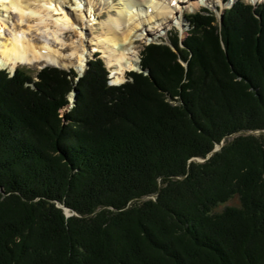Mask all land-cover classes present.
Here are the masks:
<instances>
[{"label": "trees", "instance_id": "16d2710c", "mask_svg": "<svg viewBox=\"0 0 264 264\" xmlns=\"http://www.w3.org/2000/svg\"><path fill=\"white\" fill-rule=\"evenodd\" d=\"M186 17L119 86L0 71V264H264V4Z\"/></svg>", "mask_w": 264, "mask_h": 264}, {"label": "bare ground", "instance_id": "6f19581e", "mask_svg": "<svg viewBox=\"0 0 264 264\" xmlns=\"http://www.w3.org/2000/svg\"><path fill=\"white\" fill-rule=\"evenodd\" d=\"M43 1L49 3L52 0ZM103 1L106 0H90V3L95 11L102 3L109 12L117 10V16H110V18L103 23L102 27L105 31V38L103 43H99L102 45L101 49L108 53L110 61L115 63H109V66H115V68H113L114 76L117 77L116 83L123 81L127 72L131 70L139 71L141 66V64H139L140 54L136 53L135 44L137 45L138 41L144 39L145 36H149L150 32H148L149 30L145 26L146 23L158 26L161 22L174 17V9L176 7H180L179 9H181L184 6L182 4L185 2L195 4L196 6L200 4L199 0ZM203 1L209 5H218L222 0ZM37 2H40V0H0V6H2L4 13H9L13 10L19 13V20L21 22L29 21L27 30L21 25H13L9 34L10 37L6 38L3 33L9 26L3 24V22H6L8 18L2 19L3 17H0V70H8V68L13 67V71L19 65H34L38 62H45L47 65H53L62 69L75 67L76 64L72 61L63 60L65 57L62 56V51L54 48V46L49 43L48 39H45V41L41 43H36L33 42L31 37H28L27 31L30 32L32 29L38 31L40 29V24H43L45 27L48 25H45L47 19L45 20V15L42 14L44 12V7H37V5H35ZM57 2L59 3V0H57ZM171 4H174V8ZM203 5L205 6V4ZM48 16H50V14H48ZM35 18L38 20L36 28L33 25L31 26L30 23V20H35ZM8 21H10V19ZM53 38L55 42L59 41L57 32L53 35ZM67 48L72 50L71 56L75 57L77 61L80 62L76 70H79V74L83 73L86 65L82 54L85 50V42L80 39L76 44L73 42L72 45ZM2 66L6 68H2Z\"/></svg>", "mask_w": 264, "mask_h": 264}, {"label": "rangeland", "instance_id": "374dc122", "mask_svg": "<svg viewBox=\"0 0 264 264\" xmlns=\"http://www.w3.org/2000/svg\"><path fill=\"white\" fill-rule=\"evenodd\" d=\"M42 1L40 0V2L35 3V5H37V7H40V8L44 7L43 8L44 12L42 14L45 15V20L47 19L45 22L46 23L45 25L47 24L48 25L45 27L43 24L39 23L40 29L38 31H36V29H32V31L30 32L27 31L28 37H31L33 39V42L41 43L42 41H45V39H48L49 43H51V45H53L54 48L60 49L62 51L61 54L63 57H65L63 58V60L72 61L73 63L76 64L75 67L65 68V69L63 68V69L67 71H70L71 69H73L76 75L79 77L81 75L83 76L86 69L89 68V65H88L89 61L94 60L98 57L95 53L100 52V54L102 53L100 57L104 59V63L106 67L111 71L110 77L113 76V79L111 80V84H121L126 81L128 72L123 81H121L120 83L115 82L117 78L116 76H114L115 66L112 65L114 68L109 66V63L110 64H115V63H112L110 61L108 53L102 50L101 49L102 45L99 44V43H103V40L105 38L104 37L105 31L103 30V27H102L103 23L106 22L110 18V16L111 17L117 16L116 15L117 10H114V11L112 10L111 12H109L108 10L105 9L102 3V5H100L98 9H96L95 11L94 7L90 3V0L89 1L87 0H59V3L57 2V0H52L49 3L45 1L42 2ZM222 1H220L218 5H209L205 1L199 0L200 4L197 6L195 4L185 2L184 4H182L184 6L181 9H179L180 7H176L174 9V13H175L174 17H171L167 21H163L158 25L161 27L149 25L148 23H146L145 26L149 30L148 32H150V34L149 36H145L144 39L139 40L137 45L135 44L136 53L140 54V57H141L145 46L149 45V43L151 42L152 43H155V42L164 43L165 41L168 40V37H173L176 31L181 32V34L184 37L186 35L185 32L188 30V27H189L187 22L185 21L184 15L199 11L200 9L204 8L203 4L209 7L210 11L211 10L214 11L219 16L221 13L224 14L225 8L230 7L229 5L230 3L232 4L233 2L237 0H229L228 3L225 2L226 0H222ZM244 1L246 3H252V4H258V3L260 4L264 2V0H244ZM103 2H112V0L110 1L106 0ZM168 4H169V1H168ZM171 5L174 8V4H171ZM48 14H50V16H48ZM0 17L1 18L3 17L2 19H7V18L8 20L10 19V21L8 20H6V22L2 21L3 24H7L9 26L6 30H4V33H3L4 37L6 38L10 37L9 34L11 31V27H13V25L15 24L21 25L23 28H26V30L29 27L28 26L29 21L21 22L19 20L18 12L12 10L9 13H4V11L2 10V6H0ZM37 21H38L37 18H35V20L34 19L30 20L31 26L33 25L36 28L38 24ZM56 32H57V37L59 38V41L55 42L53 35ZM78 39L79 40L82 39L85 42V50L82 54H83L84 61L86 62V65H85L84 72L81 74L78 73L79 72L78 69L76 70V67L80 65V62L77 61L75 57L71 56L72 50H70V48H67L71 46L73 42L76 44L79 41ZM117 44L121 45L119 43ZM140 62H141V59L139 61V64ZM45 66H53V65H47L45 62H38V63H35L34 65H19L20 68L21 67L25 68L26 70L29 71V73H31L34 76L36 75L38 71H40L41 68ZM2 68H6V67L2 66ZM12 68L11 67L8 68V71L12 72ZM131 71H134V70H131ZM76 80H78V78H76ZM73 92L76 93L74 95V99L72 98ZM76 95H77L76 91L73 90L72 92H70V94L68 95L69 104L64 109H62L61 111L62 114H65L71 111V109L75 105ZM63 116L64 115H61V117ZM239 204H240L239 198L236 197L232 199L231 201H229L228 204L222 205V206L220 205L219 208L217 207L216 212H222L227 206L236 207V206H239ZM69 213H70L69 216H71L70 211ZM228 252H225V253H226V256L230 259V255L228 254ZM179 254L182 259V262H184L183 264H189L188 261L186 260L185 254L183 255L182 252H180ZM127 256L129 257V255ZM231 264H234V263H231Z\"/></svg>", "mask_w": 264, "mask_h": 264}, {"label": "water", "instance_id": "95a60500", "mask_svg": "<svg viewBox=\"0 0 264 264\" xmlns=\"http://www.w3.org/2000/svg\"><path fill=\"white\" fill-rule=\"evenodd\" d=\"M139 71H140V72L143 71L142 67H140ZM146 73H147V72H146ZM75 94H76L75 92L72 93V96H73L72 98H73V99H74V95H75ZM223 143H224V142H222L221 145H217V146L215 147V149H214V150L208 155V157H210L213 153L219 151V150L221 149ZM199 161H200V160H199ZM58 206L64 209V211H65V213L67 214V216L70 215V213H69L70 210H69L68 208H66L64 205H61V204H58Z\"/></svg>", "mask_w": 264, "mask_h": 264}]
</instances>
